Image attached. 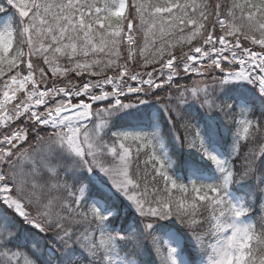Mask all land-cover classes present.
<instances>
[{"label":"snow or ice","instance_id":"obj_1","mask_svg":"<svg viewBox=\"0 0 264 264\" xmlns=\"http://www.w3.org/2000/svg\"><path fill=\"white\" fill-rule=\"evenodd\" d=\"M150 8L148 31L162 39L142 46L138 0H0V264H49L47 246L60 253L54 264H118L145 245L157 264H177L156 231L170 218L209 264H264V216L243 222L250 203L229 198L250 181L264 211V147L237 151L236 135L221 158L190 111L219 113L232 136L244 125L249 144H264V103L255 116L220 96L246 81L264 97V0ZM149 101L177 142L215 166V182L177 180L157 130H109L117 112ZM119 197L138 230L110 229Z\"/></svg>","mask_w":264,"mask_h":264},{"label":"trees","instance_id":"obj_2","mask_svg":"<svg viewBox=\"0 0 264 264\" xmlns=\"http://www.w3.org/2000/svg\"><path fill=\"white\" fill-rule=\"evenodd\" d=\"M138 2L146 6L144 24L141 26L138 37L142 46L145 43V40L149 41L150 46L152 40L162 39L158 30H153L155 31V35H153V32L148 31L151 27V20L153 18V10L150 6L153 4L162 5L171 2V0H138ZM176 2H195L200 4L203 3L204 0H176ZM210 2L214 4L216 0H210ZM240 2H242V0H240ZM125 14H127V9L125 10ZM157 23L159 24V20H157ZM164 27L165 30L169 32H172L173 29H175V25H170L168 23L167 17L165 18ZM173 34L178 36V29H175ZM186 47L187 46L185 45V48ZM184 82L185 81H181V83ZM220 96L223 100L234 104V106H237L239 102L246 104L247 109L251 110V114L255 116H259L260 105L261 103H264V98L254 90L253 86L242 82H234L225 85ZM152 111H155L154 119L159 124L160 135L167 147V156L171 162V172L174 177L180 182L187 183L189 182L187 179L188 173L194 172L196 175H202L206 179H209V181L205 180L203 182H215L219 178V173L213 169L209 161L200 157L201 153L196 149L189 148L182 142H177L171 126L167 123L166 117L163 115L160 106L154 101H149L148 105L138 104L134 108H128L117 112L110 118L109 130L114 132L116 129L126 126H148L153 121L151 116ZM190 111L193 117V123H196L201 128L206 141L209 144L218 146L223 152L225 158H227L232 149V133L228 130L232 126L226 125L224 118L219 113H214L211 117L206 116L202 110H200L198 105L193 104ZM145 112H148L150 119H143V114ZM181 133H183V129H181ZM251 133L252 129H249V133L239 141V145L236 147L237 151L239 150V146L243 145H247V147L244 148L245 152L252 147H255L257 152H259V148L264 147V144L257 145L248 143L249 140L252 139ZM68 162L70 163V159ZM96 175L100 174L97 172ZM250 186L251 182L245 181L231 185L229 191L241 198L242 202L250 203V211H248L243 218L249 220V222H256L259 220L260 216H264V211L259 209V194H256V197L250 200ZM117 203L119 209L115 210L116 214L111 218L113 223L109 225L110 229L114 231L123 229L129 232L138 230L139 218L137 217L136 219H133L135 213L128 202H126L123 197H119ZM205 215L208 216L210 213H205ZM171 229L178 231L183 237L181 251L185 254L188 264H199V262L204 261L209 257L210 253L206 249L197 246L188 230L174 218L162 220L156 225V231L160 237ZM45 256L48 258L49 264H54V262L60 257V253H58L55 248L47 246ZM117 258L126 262H134V264H157L156 256L150 245H145L142 251L132 249L127 255L121 253Z\"/></svg>","mask_w":264,"mask_h":264},{"label":"rangeland","instance_id":"obj_3","mask_svg":"<svg viewBox=\"0 0 264 264\" xmlns=\"http://www.w3.org/2000/svg\"><path fill=\"white\" fill-rule=\"evenodd\" d=\"M236 82H242V83H246V81H236ZM248 84V83H247ZM251 85V84H249ZM253 86V85H251ZM254 87V86H253ZM258 93V92H257ZM259 94V93H258ZM260 95V94H259ZM261 96V95H260ZM264 98V97H263ZM238 107H243L245 109H247V105L246 104H243L241 102L238 103L237 105ZM151 116L153 118V121L151 122V124H149L148 126H136V127H129V126H126V127H121V128H118L116 129L115 131H152V130H157L159 132V124L155 121V111H152L151 112ZM243 128H244V125H238V127L235 129V132L233 134V136L231 135V146L233 144V139L235 138L236 135L239 136V141L241 139H243L246 135V133L243 131ZM114 131V132H115ZM159 137H160V141L161 143L163 144L164 146V153L165 155L167 156V147L165 146V143H164V140L163 138L161 137L160 135V132H159ZM207 142V141H206ZM208 144V147L210 149V151L216 153L218 156H220L221 158H225L223 152L220 150V148L214 144ZM237 147V146H236ZM168 157V156H167ZM202 159L204 160H207L203 157V155L201 154L200 156ZM208 161V160H207ZM210 162V161H209ZM211 163V162H210ZM212 165V163H211ZM213 169L218 173L217 169L215 168L214 165H212ZM174 176V175H173ZM187 179L188 181L190 180H199V181H205V180H208L209 179L205 178L204 176L202 175H196L194 172H189L188 173V176H187ZM229 198L230 199H233L234 201L236 202H242L241 198H239L237 195H235L234 193H232L231 191H229ZM126 201V200H125ZM127 202V201H126ZM243 222L245 223H249V220L247 219H244L243 218ZM162 240H164L167 244V246L169 247H174L176 248V252H175V260L177 262V264H188L187 263V260H186V257H185V254L182 253L181 251V247H182V240H183V237L182 235L178 232V231H175L173 229L167 231L162 237H161ZM116 260L118 261V264H134V262H126L124 260H121L119 258L116 257ZM199 264H209V257L206 258L204 261H201L199 262Z\"/></svg>","mask_w":264,"mask_h":264}]
</instances>
